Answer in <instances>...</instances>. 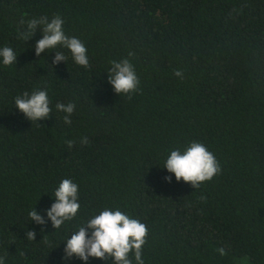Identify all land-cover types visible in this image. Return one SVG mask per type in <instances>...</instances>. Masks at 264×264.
I'll return each instance as SVG.
<instances>
[{"label": "trees", "instance_id": "trees-1", "mask_svg": "<svg viewBox=\"0 0 264 264\" xmlns=\"http://www.w3.org/2000/svg\"><path fill=\"white\" fill-rule=\"evenodd\" d=\"M56 14L85 44L89 67L60 46L66 62L52 64L55 50L37 57L39 26L17 38L28 20ZM5 46L17 54L8 66L0 58L5 264H113L64 259V240L104 208L146 225L144 264H264V0H0ZM125 58L140 81L130 99L108 82L110 61ZM37 89L52 112L31 122L14 100ZM58 102L75 103L71 124ZM193 141L221 167L196 189L163 168ZM65 178L79 185L80 208L55 229L46 209ZM34 207L46 224L30 221Z\"/></svg>", "mask_w": 264, "mask_h": 264}, {"label": "clouds", "instance_id": "clouds-1", "mask_svg": "<svg viewBox=\"0 0 264 264\" xmlns=\"http://www.w3.org/2000/svg\"><path fill=\"white\" fill-rule=\"evenodd\" d=\"M25 21H21L23 25ZM64 20L59 14L51 19L47 16L33 18L27 21L26 29L18 30L16 35L18 39L27 41L36 32L39 26L42 31V38L38 39L34 45L35 54L40 56L45 50L51 51L58 46L67 49L74 62L85 68L89 67V58L85 44L76 36L66 35L63 30ZM133 53H129L132 56ZM0 58L5 66L17 62V54L12 47L5 46L0 48ZM68 57L62 51H56L52 64L60 61H67ZM111 67L108 70V82L118 95L126 94L129 99L131 94L139 90V77L133 64L125 58L120 61H110ZM174 75L183 78L181 69L174 70ZM14 105L24 114V116L33 121L45 120L50 117L52 108L46 90L37 89L29 93L23 92L17 95ZM75 103L58 102L55 105L57 111L65 113L63 119L66 124H71V115L75 110ZM75 141L69 140L67 144L72 147ZM82 144L88 143V138L81 139ZM163 168L169 173H174L177 181L181 179L190 183L195 189L200 184L211 180L221 171L219 162L215 155L208 148L200 143L193 141L183 151L176 148L170 151ZM171 181V176L164 178ZM79 185L70 178L62 179L54 191L55 202L46 209L47 217L50 219L55 229L60 228L65 221H70L76 217L80 208L78 202ZM201 200L206 199L204 196ZM30 221H35L39 225L46 224L42 215L35 207L28 213ZM89 230L91 233L89 234ZM148 229L146 225L136 218H132L118 208L113 210L104 208L99 214L89 218L77 230L70 234V238L65 241L64 259L73 256L83 261H88L89 257H95L102 260L111 258L113 264H133L134 255L135 264H144L142 259V246L146 243ZM36 232L28 230L26 238L35 240ZM221 255L225 254L224 249H219ZM0 264H5L4 258L0 257Z\"/></svg>", "mask_w": 264, "mask_h": 264}]
</instances>
